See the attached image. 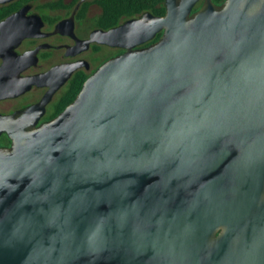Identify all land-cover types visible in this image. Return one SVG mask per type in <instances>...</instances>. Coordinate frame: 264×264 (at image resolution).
<instances>
[{
	"label": "water",
	"instance_id": "water-1",
	"mask_svg": "<svg viewBox=\"0 0 264 264\" xmlns=\"http://www.w3.org/2000/svg\"><path fill=\"white\" fill-rule=\"evenodd\" d=\"M190 8L104 32L132 41L51 120L0 115V264H264V0Z\"/></svg>",
	"mask_w": 264,
	"mask_h": 264
},
{
	"label": "flooded vegetation",
	"instance_id": "flooded-vegetation-1",
	"mask_svg": "<svg viewBox=\"0 0 264 264\" xmlns=\"http://www.w3.org/2000/svg\"><path fill=\"white\" fill-rule=\"evenodd\" d=\"M145 1L147 8L141 10L140 0L1 1L0 89L5 86L12 91L0 96V115L30 110L24 124L33 122L34 127L54 118L99 66L124 53L132 41V33L125 32L124 37L107 43L104 32L144 14H165V0ZM207 1L191 0L190 14ZM224 1L210 0L216 6ZM159 9L163 13L152 12ZM154 37L133 49L157 42ZM10 146L8 136L0 133V149Z\"/></svg>",
	"mask_w": 264,
	"mask_h": 264
},
{
	"label": "trees",
	"instance_id": "trees-1",
	"mask_svg": "<svg viewBox=\"0 0 264 264\" xmlns=\"http://www.w3.org/2000/svg\"><path fill=\"white\" fill-rule=\"evenodd\" d=\"M146 4H147V2L145 0H140V5H141L140 10H141V8H147ZM152 12L157 15V14L163 13V10L159 9V10H154ZM159 37H160V32L154 37L153 41H157L159 39Z\"/></svg>",
	"mask_w": 264,
	"mask_h": 264
}]
</instances>
